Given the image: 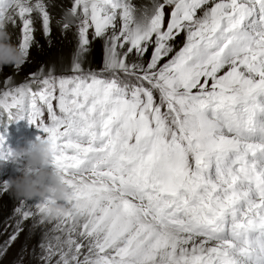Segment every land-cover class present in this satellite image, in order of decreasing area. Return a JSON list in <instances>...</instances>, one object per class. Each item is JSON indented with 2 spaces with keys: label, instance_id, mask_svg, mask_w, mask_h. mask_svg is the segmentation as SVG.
Instances as JSON below:
<instances>
[{
  "label": "snow or ice",
  "instance_id": "6c2138e0",
  "mask_svg": "<svg viewBox=\"0 0 264 264\" xmlns=\"http://www.w3.org/2000/svg\"><path fill=\"white\" fill-rule=\"evenodd\" d=\"M0 16L26 61L37 22L75 41L0 78V126L51 138L73 193L55 220L15 198L0 256L23 234L35 264H264V0H0Z\"/></svg>",
  "mask_w": 264,
  "mask_h": 264
},
{
  "label": "clouds",
  "instance_id": "9594fccd",
  "mask_svg": "<svg viewBox=\"0 0 264 264\" xmlns=\"http://www.w3.org/2000/svg\"><path fill=\"white\" fill-rule=\"evenodd\" d=\"M9 22L10 17L0 16V68L20 66L26 61L25 51L11 40ZM56 147L51 138L43 135L29 140L26 147L12 151V160L22 161L23 174L8 181L17 199H46L44 214L48 220L72 210L66 202L73 200V193L62 172L51 165Z\"/></svg>",
  "mask_w": 264,
  "mask_h": 264
},
{
  "label": "rangeland",
  "instance_id": "374dc122",
  "mask_svg": "<svg viewBox=\"0 0 264 264\" xmlns=\"http://www.w3.org/2000/svg\"><path fill=\"white\" fill-rule=\"evenodd\" d=\"M50 52V50H47ZM95 51L98 58L101 57V46L97 42L95 44ZM38 58V57H37ZM41 57H39L40 59ZM101 63V62H100ZM10 66L3 67L0 71V78L7 77L12 72ZM20 79L15 84H19L29 76L30 73L35 72L36 68L31 63H23L19 68ZM58 74H70L68 72ZM3 89L0 88V92ZM0 134L4 136V149L16 151L20 148L26 147L29 140H34L37 136H43L44 133L37 127L30 125L26 119H20L15 122L9 123L5 129L4 126H0ZM23 174L22 161H14L7 159L0 161V181H7L10 178H15ZM37 199H33L30 202H34ZM15 205V197L12 193L3 195L0 197V243L6 238V232L4 231L6 225L5 221L12 215L13 207ZM11 229L9 228L8 231ZM25 233H27V225H25ZM39 239V231L32 236L28 241L34 246ZM25 243V235H21L20 239L7 251L5 255L0 256V264H35V260L28 254H25L21 261L18 256H14V252L17 251L20 254L22 244ZM34 243V244H33ZM31 248V247H29Z\"/></svg>",
  "mask_w": 264,
  "mask_h": 264
},
{
  "label": "bare ground",
  "instance_id": "6f19581e",
  "mask_svg": "<svg viewBox=\"0 0 264 264\" xmlns=\"http://www.w3.org/2000/svg\"><path fill=\"white\" fill-rule=\"evenodd\" d=\"M35 27H36V31L34 33V39L36 41V44H34L31 47L30 55L25 63H31L32 65L35 66L36 71H38V69L41 66H45V67L53 66L60 57L70 59L71 49L75 43L74 38L63 36L56 29L55 25H53V30L51 32L50 37L45 38L42 35V32L40 31L39 22H37ZM8 31L11 34L12 42L17 44L19 39L18 26L17 28L14 29L11 25H9ZM97 42L101 46L100 58H98L97 52L95 51V44ZM102 49H103L102 41L96 40L91 46V55L88 58V63L86 64V67H91L93 69H96L98 68V66H102ZM47 50H50V52H48ZM39 57L41 58L39 59ZM11 74L14 76V82L19 81L20 79L19 71L14 72L12 70ZM28 245L29 247H33L32 243H29ZM13 254L14 256L19 257V253L17 251H15Z\"/></svg>",
  "mask_w": 264,
  "mask_h": 264
}]
</instances>
